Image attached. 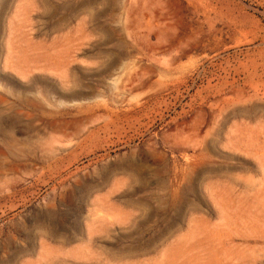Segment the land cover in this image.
Masks as SVG:
<instances>
[{
    "label": "rangeland",
    "instance_id": "374dc122",
    "mask_svg": "<svg viewBox=\"0 0 264 264\" xmlns=\"http://www.w3.org/2000/svg\"><path fill=\"white\" fill-rule=\"evenodd\" d=\"M1 226L0 264H264V0H0Z\"/></svg>",
    "mask_w": 264,
    "mask_h": 264
},
{
    "label": "crops",
    "instance_id": "0c3cea01",
    "mask_svg": "<svg viewBox=\"0 0 264 264\" xmlns=\"http://www.w3.org/2000/svg\"><path fill=\"white\" fill-rule=\"evenodd\" d=\"M121 216L115 215V219H124L122 216V213H120ZM27 223H19V228L21 229H26ZM2 228V226L0 227ZM81 230V231H80ZM79 231H75L74 235L75 237H78L81 235V240L82 244L84 246V249L88 248L90 249L91 255H100L101 253L99 252L98 248L99 245L104 244V240L106 238H116L118 239L116 241V244H122V238L123 237H129L131 236L132 232L134 229L132 227H125V228H117L116 226L114 227V224H102V225H96L94 223H91L88 226H84L80 229ZM119 231V232H118ZM58 236V244H57V249L60 253H65V254H70V230H67L65 228H61L55 233ZM14 236V234H13ZM29 236L37 239H42V240H47L50 238V233L49 231L45 230L43 227L37 226L35 223V231L34 233H29ZM8 238H11V233H5L4 231L0 233V242L5 243ZM42 248L46 247L47 243L42 242ZM151 244L154 243V240H151ZM67 244V245H66ZM47 248V247H46ZM48 249V248H47ZM9 254L7 253H2L0 256H2L3 259L9 260L10 257L7 256ZM111 258L114 260H122L123 259V252L122 250L119 251H114L111 254ZM27 259H33V258H21V261H26Z\"/></svg>",
    "mask_w": 264,
    "mask_h": 264
}]
</instances>
